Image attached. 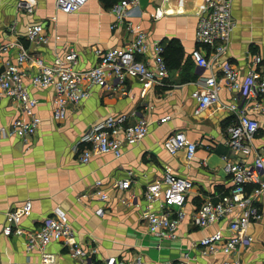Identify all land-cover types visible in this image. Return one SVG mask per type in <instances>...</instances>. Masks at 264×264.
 I'll list each match as a JSON object with an SVG mask.
<instances>
[{"label": "crops", "instance_id": "crops-1", "mask_svg": "<svg viewBox=\"0 0 264 264\" xmlns=\"http://www.w3.org/2000/svg\"><path fill=\"white\" fill-rule=\"evenodd\" d=\"M18 1L0 0V46L21 42L30 55L42 57L47 64L73 49L79 54L77 69L87 70L98 62L97 47H120L133 39L124 27L111 28L116 22L112 8L122 0H90L75 14L60 13L53 0H32L36 10L28 14L18 9ZM203 4L204 0H138L129 13L127 19L133 25H140L151 41H160L165 48L169 78L164 86H155L145 95L134 78L125 83L128 95L93 87L88 99L71 105L66 118L56 121L54 89L30 87L42 124L35 135L19 139L7 135V129L16 118L28 117L17 102L0 93V264L41 263L43 253L27 252L24 237L2 233L7 214L26 201L32 202V210L22 217L20 227L38 229L55 207L63 208L90 264H125L136 258L145 264H264V193L256 201L261 217L247 230L253 241L234 254L202 255L199 247L201 239L217 231L230 237L229 218L208 229L198 228L192 220L204 201L231 190L233 183L223 170L222 157L238 158L227 143V129L237 121L228 108L234 92L222 86L219 102L202 113H196L197 101L192 97L211 75L210 70L196 65L191 54L197 47V16ZM160 7L163 16L155 19ZM232 12L235 28L222 60L236 67L242 80L252 56L261 55L264 69V0H235ZM53 16L55 22L50 19ZM32 23L47 25V44L26 40V29ZM18 51L2 52L0 68L7 60H15ZM25 70L29 83L37 68L30 61ZM212 72L221 75L218 69ZM120 114L130 115L133 122L145 118L150 124L146 138L125 148L120 157L100 154L88 164L81 163L75 147L84 133L104 118ZM255 116L260 122L253 140L257 151L264 148V115ZM165 117L170 119L160 123ZM178 131L198 145L192 160L184 150L172 155L163 147L165 139ZM247 162H253V153ZM168 171L194 183L176 240L151 235L145 220L147 211L161 210L160 202L148 204L145 200L146 187L161 181ZM128 177L132 179L129 189L113 187ZM98 181L108 193L107 200L95 193ZM45 253L53 256V264H86L60 242H52Z\"/></svg>", "mask_w": 264, "mask_h": 264}, {"label": "built area", "instance_id": "built-area-1", "mask_svg": "<svg viewBox=\"0 0 264 264\" xmlns=\"http://www.w3.org/2000/svg\"><path fill=\"white\" fill-rule=\"evenodd\" d=\"M56 9L63 14H75L90 0H53ZM235 0H204L197 16L196 44L192 58L201 69H208L211 75L202 80L201 87L192 93L197 101L196 113H202L219 102L220 90L225 86L234 92V98L228 106L237 121L228 127V146L238 158L223 156V170L231 177L233 186L228 193L210 198L193 214L192 220L200 229L220 223L229 218L228 230L232 234L224 238L221 231L207 235L199 242L202 255L234 254L239 247L251 243L252 236L247 230L252 223L260 219L256 201L264 193V148L254 151L253 140L260 129V122L255 114L264 115V69L261 55L252 56L246 75L241 80L240 71L222 60L232 40L235 28L233 3ZM138 0H122L113 6L116 22L112 29L121 26L133 36L124 46L103 49L97 47V64L87 70H78L79 54L69 50L58 56L52 64H47L42 57H33L21 42L0 46V54L10 49H17L15 60H7L0 68V93L19 104L20 112L28 117L16 118L8 127L7 135L26 139L35 135L42 124L36 113L38 101L30 93V87L53 88L55 106L53 117L56 121L64 120L71 105H79L91 95L93 87L107 91H118L123 95L128 78L137 79L143 87V94L155 86H164L169 78V69L165 61V48L160 41H151L140 25H133L127 18ZM18 9L34 14L36 3L32 0H20ZM163 16L162 8L155 11V19ZM52 22L56 16L50 18ZM43 23H32L26 29L25 38L34 44H47L48 36ZM32 61L36 73L27 82L28 73L25 64ZM218 69L221 75L213 73ZM113 83V84H110ZM114 83L115 86H114ZM130 115H111L92 125L81 137L75 151L81 163L88 164L95 155H123L124 149L141 143L150 132L149 122L141 117L130 120ZM170 117L160 119L165 123ZM5 133V131H3ZM197 143L188 139L184 132L169 135L163 144L165 150L175 155L184 150L188 160L195 158ZM253 153V162L247 157ZM130 177L117 181L113 187L127 190L131 186ZM95 193L102 199H108V193L101 189L102 182H97ZM249 186H253L248 190ZM194 183L170 171L161 181L150 183L146 187L145 200L148 204L160 202V212L147 211L145 220L151 235L163 240L178 239V228L186 217L185 204ZM123 203L127 201L122 200ZM32 210V202L26 201L7 214V223L2 229L6 236H18L26 239L27 252L40 251L43 257L40 264H53L54 258L45 251L52 242H60L69 248L75 258L89 263V255L77 242L75 231L70 224L66 211L55 207L52 214L35 230L27 231L20 227V221ZM145 264L141 258L131 263ZM179 264H187L182 261ZM228 264V263H227Z\"/></svg>", "mask_w": 264, "mask_h": 264}, {"label": "trees", "instance_id": "trees-1", "mask_svg": "<svg viewBox=\"0 0 264 264\" xmlns=\"http://www.w3.org/2000/svg\"><path fill=\"white\" fill-rule=\"evenodd\" d=\"M110 2V1H109ZM165 56V55H164ZM166 61V60H165Z\"/></svg>", "mask_w": 264, "mask_h": 264}]
</instances>
